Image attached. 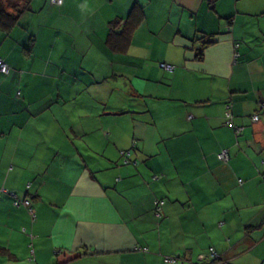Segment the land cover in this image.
I'll list each match as a JSON object with an SVG mask.
<instances>
[{"label":"crops","instance_id":"1","mask_svg":"<svg viewBox=\"0 0 264 264\" xmlns=\"http://www.w3.org/2000/svg\"><path fill=\"white\" fill-rule=\"evenodd\" d=\"M26 6L0 28V188L29 201L0 196V264H264V0Z\"/></svg>","mask_w":264,"mask_h":264},{"label":"trees","instance_id":"2","mask_svg":"<svg viewBox=\"0 0 264 264\" xmlns=\"http://www.w3.org/2000/svg\"><path fill=\"white\" fill-rule=\"evenodd\" d=\"M28 1L29 0H10L8 3H7V9H8V12L6 11V8L5 7H3V5L0 3V28L1 29H3V30H7V29H9V28H11L14 24H16V22H17V20H18V17L21 15V13L24 11V10H26V8H27V6H26V4L28 3ZM50 2V1H49ZM52 4V3H51ZM134 9L135 8H133L131 11H130V13H129V15H128V18L125 20V22L126 21H128V22H131V21H129V19L131 18L130 16H131V14L134 12ZM9 11H11V12H9ZM133 21H135V19H133L132 20V23H133ZM117 23H118V21H114V22H111L109 25H111L110 26V34L108 35V42L107 43H110L109 42V39L111 38V34H113V31L111 30V29H113L114 27H116V25H117ZM131 31H132V28H131V26H128V29H127V31L126 30H122L121 31V34H122V36H129L130 35V33H131ZM213 43V41H211V40H206L205 42H203V44H202V49H204L205 47H207V46H209L210 44H212ZM235 47H237V44H235ZM201 49V50H202ZM201 56H202V52H198L197 53V55H196V58L198 59V60H200L201 59ZM1 60V59H0ZM162 64H164V63H162ZM160 65V64H159ZM158 65V66H159ZM167 65V64H166ZM171 66V65H170ZM159 68H160V66H159ZM161 69V68H160ZM163 70V69H162ZM10 72V71H9ZM172 72V71H171ZM1 74V73H0ZM9 74V73H8ZM7 74V75H8ZM3 75V74H2ZM7 75H3V76H7ZM259 112H264V109H262L261 108V104H259ZM259 112H257V113H255L254 115L255 116H257L258 117V119H259V117H260V115H259ZM253 115V116H254ZM252 117V116H251ZM236 127V126H235ZM237 128V127H236ZM233 129V128H232ZM234 130V129H233ZM119 154H120V157H121V160H122V164L123 165H132V166H135L136 165V161H133V160H131L130 159V154H131V152H130V150H121L120 152H119ZM219 154V153H218ZM217 154V155H218ZM17 196V195H16ZM19 198V197H18ZM158 202H160V201H157L156 203H158ZM162 202V201H161ZM157 205V204H156ZM14 207V206H13ZM156 208V207H155ZM210 249H212V248H210ZM209 249V250H210ZM209 250H208V255L211 257V259L212 260H215V259H217V255H216V257H213V256H211L210 255V252H209ZM213 250V249H212ZM174 259V258H173ZM175 260V259H174ZM175 262H176V260H175ZM208 263V262H207ZM210 263V262H209Z\"/></svg>","mask_w":264,"mask_h":264},{"label":"built area","instance_id":"3","mask_svg":"<svg viewBox=\"0 0 264 264\" xmlns=\"http://www.w3.org/2000/svg\"><path fill=\"white\" fill-rule=\"evenodd\" d=\"M50 3L52 4H56V5H60L62 0H49ZM238 54L234 53V58H237ZM161 69H163L166 72H171L173 70V67L170 65H166V64H160L159 65ZM10 71L9 66H7L2 60H0V73L3 75H7ZM261 108L264 109V102L261 103ZM228 109V108H227ZM225 124L226 126L233 128L235 131H238V128H236L233 124H232V116L231 113L227 110L225 113ZM252 121H257L258 117L257 116H252L251 117ZM217 158L222 161V162H226L228 159V153L226 150H222L219 152V154L217 155ZM1 194H5L7 196H9L12 199V205L14 207H19V206H24L25 208H29V201L25 198H18L16 196V194L8 192L7 190L0 188V196ZM163 202H158L156 203V208H155V216L159 217L160 216V207L162 205ZM30 211V209H29ZM210 255L213 257H216L214 251L212 249L209 250ZM166 261L169 263H175V260L173 258H166Z\"/></svg>","mask_w":264,"mask_h":264},{"label":"rangeland","instance_id":"4","mask_svg":"<svg viewBox=\"0 0 264 264\" xmlns=\"http://www.w3.org/2000/svg\"><path fill=\"white\" fill-rule=\"evenodd\" d=\"M10 0H0V3L3 5V7L6 8V4L9 2Z\"/></svg>","mask_w":264,"mask_h":264}]
</instances>
